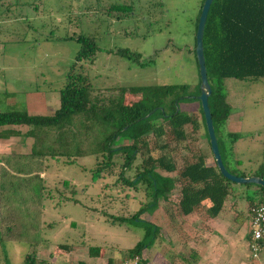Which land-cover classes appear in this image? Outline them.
<instances>
[{
  "label": "rangeland",
  "instance_id": "rangeland-1",
  "mask_svg": "<svg viewBox=\"0 0 264 264\" xmlns=\"http://www.w3.org/2000/svg\"><path fill=\"white\" fill-rule=\"evenodd\" d=\"M200 3L201 0H0V112L24 110L29 114L51 115L58 108V89L65 82L78 49V44L69 37L79 34L95 37L98 46L93 62L81 66V73L91 86V96L102 101L121 96L122 103L130 105L149 99L148 93H133L134 88L181 84L188 87L191 95H197L198 68L192 52L193 26ZM111 4L132 6L128 18L116 20L108 15ZM119 49L138 54L139 62L147 64L137 65L117 56L115 52ZM225 82L227 100L233 107L226 124L215 131L219 151L229 173L255 174L264 165V79ZM178 109L195 118L197 127L185 126V137L180 141H174L166 131L159 139L149 138L147 144L148 155L155 158L164 153L172 158L174 172H157L173 178L194 155L201 154L206 165L214 164L197 103L181 102ZM17 130L24 133L27 128ZM227 133L237 134L234 143ZM30 143V139L22 136L0 141V159L10 151L27 154ZM146 154L144 149L138 152L131 169L123 172V178H135V171L141 169L140 162L147 158ZM122 159L120 154L113 156L111 173L102 172L94 183L90 179L93 157L77 159L74 165L48 160V168L40 173L45 200L42 198L41 209L36 208V221L28 230L35 234L38 229V243L31 245L29 239L12 240L18 236V222L15 227L13 220L8 221L13 226L10 231H4V225H0V264H22L27 254L34 257L35 264H124L132 259L126 253L141 239L143 228L129 221L118 223L115 218L130 217L150 198L140 184L135 187L121 184ZM64 180L74 187L73 194L69 188L62 187ZM229 186L233 193L224 201L222 227H215L216 232L210 229L203 232L206 244L201 246L202 263L256 264L253 261L259 258L264 261V248L253 257L248 245L247 251L243 245L240 247L243 232L234 234L236 230H233L239 218L248 233L245 198L249 188L234 183ZM179 188L180 184L176 183L165 201L160 200L154 210L147 209L139 216L159 230L152 245L144 250L149 264L196 263L191 249L195 248L194 237L193 242L184 244L185 248H178L173 239L180 237L179 230H194L197 224H202L206 207L199 206L194 210L196 213L182 216L177 208ZM16 190V186L12 188V192ZM10 192L4 190L2 195L16 203ZM9 205L7 208L0 205V218L17 221ZM18 212L22 211L18 209ZM206 232L211 235L206 237ZM170 240L172 245H168ZM94 247L96 255L91 254L90 248ZM209 252L214 259L208 263L205 256Z\"/></svg>",
  "mask_w": 264,
  "mask_h": 264
},
{
  "label": "trees",
  "instance_id": "trees-1",
  "mask_svg": "<svg viewBox=\"0 0 264 264\" xmlns=\"http://www.w3.org/2000/svg\"><path fill=\"white\" fill-rule=\"evenodd\" d=\"M202 2L203 0L195 18L194 33ZM131 10L130 5L111 4L107 14L116 20H123L128 18ZM69 38L78 44V49L65 75V82L58 89V108L48 116L29 114L24 110L0 112V140L22 136L31 141L27 154L10 153L0 159V203L4 208L10 204L8 208L11 206V211L17 219L16 221L14 218L1 217L0 225H4V231H10L13 226L8 221L13 220L11 223L15 222V227L18 222V236L12 237L13 239L8 236L5 238L16 241L29 239L31 245L37 244L38 229L35 234L28 230L36 221V208H42L44 198L40 173L48 168V160H63L64 165H74L77 159L93 157L94 166L90 179L94 183L102 172L108 170L106 173H111L114 165L112 158L120 154L123 157L119 173L121 184L127 187H135L136 184L144 186L150 201L130 217L115 219L118 223H138L143 228L141 239L127 251L126 257H136L137 264H149L144 257V250L152 245L159 230L152 223L140 220L139 216L147 209L154 210L160 200L165 201L176 183L180 184L177 208L182 216L191 214L205 203L206 213L215 216L224 200L233 193L229 186L231 182L218 173L214 164L206 165L201 154L194 155L190 161L184 162L175 178L157 172H174L175 166L168 154L162 153L155 158L148 155L149 138L159 139L168 131L174 141H180L185 137V126L193 129L197 127L195 118L178 109L181 102L197 103L199 119L204 135L207 136L196 97L199 89L197 88V95H191L186 85H153L132 89L133 93H148L149 99L146 101L124 105L121 96L102 101L91 96V86L81 73V66L91 64L98 51L95 37L79 34ZM202 49L210 88L207 105L215 134L219 127L226 124L233 107L227 100L225 81L264 79V0H212L204 24ZM192 53L194 55V51ZM115 54L137 65L147 64L139 62V55L126 49H119ZM19 127H26L27 130L22 133L17 130ZM226 136L232 137L233 140L229 141L233 143L237 138V134L227 133ZM123 141L127 143L115 146ZM216 141L220 150L217 137ZM143 149L147 151V158L140 162L141 171H135V178L131 180L123 178V172L131 169L135 156ZM221 160L227 170L222 157ZM255 172L235 176H256L264 180V165H260ZM3 179L7 180L3 182ZM66 181H62V187L69 188L73 194L74 187ZM15 186L17 190L12 192ZM243 186L253 190L251 196L245 198L246 217L252 208L264 206V191L260 186L252 184ZM4 190H11L10 194L17 202L12 203L9 196H3ZM18 209L22 211L21 214ZM19 223L23 227H20ZM249 237L247 234L246 239ZM263 239L258 242L260 247L263 245ZM90 250L92 255L97 254L96 247ZM22 264H35L34 257L27 254Z\"/></svg>",
  "mask_w": 264,
  "mask_h": 264
},
{
  "label": "water",
  "instance_id": "water-1",
  "mask_svg": "<svg viewBox=\"0 0 264 264\" xmlns=\"http://www.w3.org/2000/svg\"><path fill=\"white\" fill-rule=\"evenodd\" d=\"M211 2L212 0H203L202 2L199 15L197 18L195 33H194V49H193L195 60L197 63L198 77H199V94L197 96V100L199 102L204 120L209 151L216 170L224 179L234 184H241V185L253 184L256 186H260L264 191V180L262 178L256 176L238 177L230 174L225 169L218 150L217 141L213 130V125L211 122V115L207 105V98L210 94V88L207 82L206 71L204 66L203 49H202V35L204 30V24Z\"/></svg>",
  "mask_w": 264,
  "mask_h": 264
},
{
  "label": "crops",
  "instance_id": "crops-1",
  "mask_svg": "<svg viewBox=\"0 0 264 264\" xmlns=\"http://www.w3.org/2000/svg\"><path fill=\"white\" fill-rule=\"evenodd\" d=\"M229 118V117H228ZM227 121H228V119H227ZM226 121V122H227ZM18 137H20V136H18ZM13 138H17V136H13V137H10V138H8V139H3V140H0V141H3V142H7V141H9V140H11V139H13ZM25 139V138H24ZM1 145V144H0ZM10 153H13V154H16V152L15 151H10L9 152V154ZM18 154H21V153H19L18 152ZM230 161H232V159L230 160ZM235 161V160H234ZM2 166V163L0 162V167ZM253 185V184H252ZM252 192H253V190H249V195H247V196H251V194H252ZM228 198H229V196H228ZM226 200V199H225ZM224 200V201H225ZM225 202H223V204H222V207H221V209H220V211L218 212V214L217 215H215V216H210V215H208L207 213H206V217L204 218V221L202 222V224H197V226L195 227V229L194 230H186V231H184V230H182V232L179 230V234L180 235H178V236H180V237H178V238H174L173 239V242L174 241H176V246L178 247H180V248H185V243H186V245L190 242H193V237H194V245H195V248H191V249H193V254L192 255H194V260H196L195 262V264H198V263H201V264H203L202 263V259L204 258V252L202 251V249H201V246H204V244H206L205 242H204V240H203V237H205L204 236V231H207L208 232V230L210 229V230H212V231H215L216 232V230H215V227H217V226H221L222 227V225H223V223H221V214H225L224 213V211H223V208L225 207V204H224ZM207 206V204L205 203L204 204V206L203 207H206ZM237 212V211H236ZM193 213H196L195 211L193 212ZM226 214H228L227 212H226ZM233 214V213H232ZM190 215V214H189ZM189 215H186L187 217L189 216ZM234 215V214H233ZM237 220H238V226L236 227V228H233V230L236 232V233H234V234H239L241 231L243 232V237H242V239H241V242H240V247H241V245H243V247H244V251H247V245H248V240L249 239H246V233H245V229H247V228H243L242 227V224L240 223L241 222V219H239V218H237ZM196 221V220H195ZM183 224V223H182ZM242 227H240V226ZM228 226V225H227ZM227 226H225V227H227ZM182 227V226H181ZM245 227V226H244ZM187 228V227H186ZM188 229V228H187ZM190 229V228H189ZM229 229V228H228ZM184 232V233H183ZM207 232L205 233V235H206V237H207V235H211V234H207ZM189 234H192L191 236H190V238H187L186 236H189ZM248 234V233H247ZM187 240H190V241H187ZM263 241H264V239H263ZM173 242H172V244H173ZM189 243V244H190ZM171 244V240H170V242H169V244L168 245H172ZM229 245H230V243H228ZM196 246H198V248L196 249ZM178 247V248H179ZM201 249V250H198V249ZM264 248V242H263V245H262V247H261V249H263ZM213 249H215L216 250V243L214 244V246H213ZM218 249V248H217ZM210 250L212 251V248L210 247ZM181 251V250H180ZM263 252V251H262ZM176 253V252H175ZM179 257V256H178ZM206 257V261H208V263L209 262H211L213 259H214V257H213V253H211V252H209V255L207 256H205ZM261 257V256H260ZM180 258V257H179ZM208 258H211V259H208ZM262 258H259L257 261L256 260H254L253 262L254 263H256V264H264V261H262L261 260ZM180 260H182V259H180ZM183 261V260H182ZM152 264V263H151Z\"/></svg>",
  "mask_w": 264,
  "mask_h": 264
},
{
  "label": "built area",
  "instance_id": "built-area-1",
  "mask_svg": "<svg viewBox=\"0 0 264 264\" xmlns=\"http://www.w3.org/2000/svg\"><path fill=\"white\" fill-rule=\"evenodd\" d=\"M248 249L250 254L255 257L260 252L259 241L264 238V206H256L250 210L248 215ZM124 264H137V258L133 257L124 262Z\"/></svg>",
  "mask_w": 264,
  "mask_h": 264
}]
</instances>
